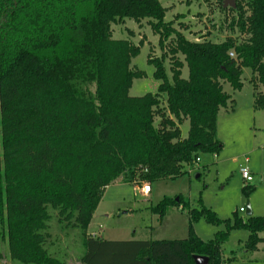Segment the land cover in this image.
Here are the masks:
<instances>
[{
	"label": "trees",
	"instance_id": "obj_1",
	"mask_svg": "<svg viewBox=\"0 0 264 264\" xmlns=\"http://www.w3.org/2000/svg\"><path fill=\"white\" fill-rule=\"evenodd\" d=\"M228 11L235 14L230 30L245 40H189L164 21L159 0H0V240L14 264H67L66 251L50 242V209L61 227L82 236L77 264H195L194 256L223 264L234 229L246 230V248L257 250L264 216L236 213L231 223L206 207L191 210L182 197H166L152 211L163 219L188 210L184 239L88 234L104 190L116 181L177 179L202 155L221 152L218 116L234 104L223 83L241 91L244 68L252 71L254 109L264 110V0H236ZM125 20L149 21L161 44L175 39L171 80L164 58L149 60L160 82L155 94H129L145 74L131 67L142 46L112 37V24ZM200 216L225 230L202 240L194 231Z\"/></svg>",
	"mask_w": 264,
	"mask_h": 264
},
{
	"label": "rangeland",
	"instance_id": "obj_2",
	"mask_svg": "<svg viewBox=\"0 0 264 264\" xmlns=\"http://www.w3.org/2000/svg\"><path fill=\"white\" fill-rule=\"evenodd\" d=\"M159 1L166 11L164 21L189 40L208 39L219 43L228 37L238 42L246 38L238 30H230L235 14L228 11L229 8L225 12L222 10L223 0ZM111 29L113 39L130 40L142 46L131 67L144 72L145 76L134 79L130 96L157 93L160 82L154 77L155 68L149 60L164 58V66L171 80L173 61L170 49L174 37L161 44L160 36L146 20H125L112 24ZM178 58L184 62L182 55H178ZM188 76L189 70L185 65L182 77L187 79ZM251 77L252 71L244 68L241 91H234L229 83H223L224 91L232 96L234 104L222 109L218 116L217 137L223 146L219 154L202 155L199 166L193 170L186 168L187 173L180 178L153 183L151 193L146 197L135 185L116 181L104 190L88 234L95 233L106 240L184 239L189 233L188 210H171L163 219L152 211L166 197H182L190 203L191 210L195 208L199 211L206 207L220 220H230L231 223H234L236 213L244 219L248 216V203L253 216H264V110L254 109ZM189 128V120L180 125L182 138L187 137ZM242 169L250 171L252 182H245ZM241 208L245 212H240ZM50 212L53 215L49 229L50 242L66 251L67 264H77L83 252L80 232L61 227L56 218L57 211L50 209ZM224 230L223 224H210L204 216H200L194 224L196 235L204 241L213 239ZM248 236L246 230L234 229L230 232L228 241L222 246L223 264H264V241L258 244L257 250L251 251L246 248ZM260 237L264 239V232ZM0 264H14L7 244L2 240Z\"/></svg>",
	"mask_w": 264,
	"mask_h": 264
},
{
	"label": "water",
	"instance_id": "obj_3",
	"mask_svg": "<svg viewBox=\"0 0 264 264\" xmlns=\"http://www.w3.org/2000/svg\"><path fill=\"white\" fill-rule=\"evenodd\" d=\"M223 7L224 8H235L236 7V0H224ZM246 213L248 216L253 215V211H252L251 205L249 203L247 204ZM194 262H195V264H209L208 258L204 257V256H194Z\"/></svg>",
	"mask_w": 264,
	"mask_h": 264
},
{
	"label": "built area",
	"instance_id": "obj_4",
	"mask_svg": "<svg viewBox=\"0 0 264 264\" xmlns=\"http://www.w3.org/2000/svg\"><path fill=\"white\" fill-rule=\"evenodd\" d=\"M231 56L233 57L234 55L231 54ZM198 161H200V160H198ZM241 173H242V176H243V179L245 180V182L250 183L253 181V176L248 169H242ZM141 186H136V188L141 191V195H143L145 197L148 196L151 193V186L149 184H146V185L143 184L142 188H140ZM240 212H245V209L241 208Z\"/></svg>",
	"mask_w": 264,
	"mask_h": 264
},
{
	"label": "crops",
	"instance_id": "obj_5",
	"mask_svg": "<svg viewBox=\"0 0 264 264\" xmlns=\"http://www.w3.org/2000/svg\"><path fill=\"white\" fill-rule=\"evenodd\" d=\"M218 127V126H217ZM90 235H93V236H98L97 234H95V233H92V234H90ZM98 237H100V238H102L101 236H98ZM173 240V239H172ZM174 240H176V239H174Z\"/></svg>",
	"mask_w": 264,
	"mask_h": 264
}]
</instances>
